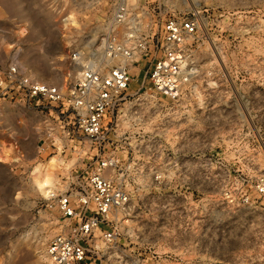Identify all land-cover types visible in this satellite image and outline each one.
<instances>
[{"label": "rangeland", "instance_id": "obj_1", "mask_svg": "<svg viewBox=\"0 0 264 264\" xmlns=\"http://www.w3.org/2000/svg\"><path fill=\"white\" fill-rule=\"evenodd\" d=\"M116 3L0 0V69L16 64L69 90L79 75L73 54L100 49ZM133 5L156 32L166 17L196 13L190 84L175 99L146 95L151 61L141 60L100 144L82 137L62 107L0 96V147L10 151L0 159V264H51L45 249L62 222L32 172L58 156L55 137L63 145L56 191L83 192L91 168L107 159L130 194L117 255L140 264H264V0Z\"/></svg>", "mask_w": 264, "mask_h": 264}, {"label": "built area", "instance_id": "obj_2", "mask_svg": "<svg viewBox=\"0 0 264 264\" xmlns=\"http://www.w3.org/2000/svg\"><path fill=\"white\" fill-rule=\"evenodd\" d=\"M133 7V0H117L100 49L73 54L82 71L68 93L32 79L13 64L0 69L1 98L62 107L82 137L100 144L117 125L114 112L129 97L132 70L141 60L151 61L145 94L178 97L190 84L187 65L199 18L195 12L166 17L156 32L155 20L135 14ZM110 169L109 160L102 159L91 168L83 192L57 191L45 200L62 222L45 249L51 264H140L117 255L118 241L125 235L122 227L130 221L131 196ZM257 191L264 195L263 181Z\"/></svg>", "mask_w": 264, "mask_h": 264}, {"label": "bare ground", "instance_id": "obj_3", "mask_svg": "<svg viewBox=\"0 0 264 264\" xmlns=\"http://www.w3.org/2000/svg\"><path fill=\"white\" fill-rule=\"evenodd\" d=\"M135 68L137 67H134L133 69ZM73 70L79 74L82 71V66L75 64L73 65ZM66 88L67 86L64 85V88L61 87V91L63 93H68L69 90ZM54 134H55L54 130H51V133H49L51 137H54L55 136ZM52 145L56 148L58 152V156L52 158L49 164L42 171L39 169H35L32 172L33 183L36 186L38 193H40L41 197L45 199H48L52 193L57 192L54 169L56 163H58L60 159V155L62 154V150H63L62 142L57 137H55V139L53 140ZM9 156H10V151L7 149L5 145H2L0 147V159L6 160L8 159Z\"/></svg>", "mask_w": 264, "mask_h": 264}]
</instances>
